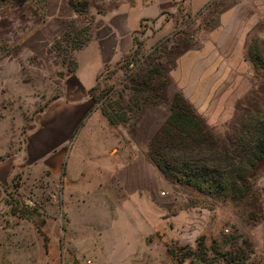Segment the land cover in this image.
<instances>
[{"label": "rangeland", "instance_id": "374dc122", "mask_svg": "<svg viewBox=\"0 0 264 264\" xmlns=\"http://www.w3.org/2000/svg\"><path fill=\"white\" fill-rule=\"evenodd\" d=\"M88 1L85 16L67 0L0 1V224L8 229L0 233L1 264H233L234 257V264H264V156L256 159L264 137V0ZM114 10L123 13L113 19L123 49L140 21L132 31L137 44L97 75L94 101L128 135L130 151L143 153L162 179L160 229L148 245L123 253L107 231L97 233L96 222L73 228L57 202L61 178L47 175L27 185L17 174L25 158L16 162L39 118L58 101L75 102L84 93L54 42L66 30H88L108 60L114 35L104 19ZM179 96L201 135L169 125ZM54 119L44 127L51 131L49 173L58 168ZM163 152L170 169L191 175L198 165L213 169L217 191L202 192L164 173L156 164ZM30 199L43 205L42 211L28 204L37 209L35 222L8 218L11 202ZM112 214L109 223L118 219L115 207Z\"/></svg>", "mask_w": 264, "mask_h": 264}, {"label": "crops", "instance_id": "0c3cea01", "mask_svg": "<svg viewBox=\"0 0 264 264\" xmlns=\"http://www.w3.org/2000/svg\"><path fill=\"white\" fill-rule=\"evenodd\" d=\"M122 14L114 10L104 19V26L114 35L111 58L104 59L101 41L92 37L90 42L78 51L84 52L83 55L75 58L77 68L71 76L80 83L84 93L89 91V96L90 90L97 85V75L104 70L106 64L120 60L123 52L128 54L133 47L132 31L140 26V21L132 27L128 34L132 37L131 42L123 49V36L117 37L113 31L118 29L113 19L123 16ZM139 14L136 15L135 21L138 20ZM93 64H96V67L91 72L90 67ZM84 93L80 100L75 102L58 101L50 107L47 114L39 118V125L27 136L20 156L17 157L16 162L25 158L22 166L17 165V174L19 172L21 181L27 185L44 178L48 180L49 175L52 179L61 178L62 182H58L61 191L59 193L57 188V202H62L67 208L68 218L74 229L78 222H96L97 233L107 231L110 238L116 241L112 246H117L120 253L126 252V247L133 250L139 242L148 245V238L154 236L161 227L162 213L158 206L161 202V172L143 153L133 154L130 151L128 135L123 136L119 128L110 123L91 96L83 99ZM90 101L94 103L90 105ZM53 118L57 135L55 149L58 168L49 173L50 168L45 158L50 152L48 143L51 131L44 127ZM76 121L79 124L72 129V124ZM29 203L39 204L31 199L25 201L26 205ZM42 206L40 203L39 208L43 211ZM112 207H115L118 219L109 223L114 216ZM93 212L99 214L97 217L100 219L95 218L94 214L90 215ZM8 216L19 219L21 223L31 222L14 214ZM169 217L172 221L176 218L174 214ZM98 222L101 225H97ZM166 222L168 221L165 220ZM7 230L0 224V233H6ZM67 232L64 228L63 233ZM123 262L127 263V259Z\"/></svg>", "mask_w": 264, "mask_h": 264}, {"label": "trees", "instance_id": "16d2710c", "mask_svg": "<svg viewBox=\"0 0 264 264\" xmlns=\"http://www.w3.org/2000/svg\"><path fill=\"white\" fill-rule=\"evenodd\" d=\"M0 1H7V0H0ZM47 1V0H45ZM69 4L73 8V10L78 14V15H87L89 12V2L88 1H80V0H68ZM91 34L88 32V30L84 31H71V30H66L59 39H57L54 42V47L58 50H63L65 51L64 55V60L71 62L73 65L72 68H70L71 74L75 73V70L77 68V62L75 57L73 56L74 53L82 50L91 40ZM134 44L136 46L137 41L136 37L134 36ZM260 62L261 59H259ZM96 88H93L90 90V96L92 97L93 100H95V91ZM96 101V100H95ZM102 113L108 118L110 123L112 125H115L117 122L113 118L112 115H110L106 109L101 108ZM169 125L173 128V130H177L180 132H185L188 135L192 134H199L204 132V130L201 127L200 122L197 120L193 112L186 108L184 105V101L182 97H177L176 101L173 104L172 107V114L169 120ZM171 130V129H170ZM184 142V141H183ZM260 142V148L259 152L261 154L256 158L257 160L260 159L261 157L264 156V137H261L258 139V143ZM204 144V142H202ZM169 157L166 156V153H162V157L159 160H156L157 166L164 171V173L169 174L174 176L179 182H186L190 184L191 186L197 188L198 190L202 192H206L209 194L214 193L217 191L218 187L215 181V173L213 169H207L208 166H200L198 165L196 168L191 169V165L186 163L185 164V170L186 169H191L194 172H196L194 175H191L190 172H182L178 167H172L170 169L168 161ZM205 164V163H204ZM176 169V170H174ZM14 188V187H13ZM18 186H16L13 190H17ZM10 203V201H9ZM12 204V212L14 215L18 216L19 218H26L28 220H34L33 217V212H35L37 209L33 207H29L26 204H22L21 201H15L11 202ZM24 207V209H23ZM32 212V213H31ZM35 222V220H34ZM42 226L44 225V221H42ZM41 230V229H39ZM228 255H231L229 253ZM233 261V264L236 261V258H230Z\"/></svg>", "mask_w": 264, "mask_h": 264}, {"label": "built area", "instance_id": "2783aa9c", "mask_svg": "<svg viewBox=\"0 0 264 264\" xmlns=\"http://www.w3.org/2000/svg\"><path fill=\"white\" fill-rule=\"evenodd\" d=\"M156 0H144V2L146 3V4H152V3H154ZM168 193H165V192H163L162 193V195H167Z\"/></svg>", "mask_w": 264, "mask_h": 264}]
</instances>
